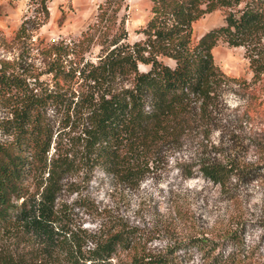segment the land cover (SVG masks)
<instances>
[{"label":"trees","instance_id":"1","mask_svg":"<svg viewBox=\"0 0 264 264\" xmlns=\"http://www.w3.org/2000/svg\"><path fill=\"white\" fill-rule=\"evenodd\" d=\"M122 1L99 3L75 47L48 43L49 86L0 58V101L10 116L0 140V264H166L135 226L85 229L57 203L64 178L88 162L113 161L120 180L137 183L163 153L192 147V162L177 163L183 179L200 176L228 191L231 180L264 175V163L225 151L232 121L252 127L264 109L250 101L230 108L223 99L233 86L264 87V0H148L141 38L132 43L117 15ZM216 9L223 24L193 40L192 23ZM218 41L243 48L250 82L214 63ZM89 42L98 45L94 61L82 55ZM248 144L264 153L260 137ZM235 256L210 262L235 264Z\"/></svg>","mask_w":264,"mask_h":264},{"label":"rangeland","instance_id":"2","mask_svg":"<svg viewBox=\"0 0 264 264\" xmlns=\"http://www.w3.org/2000/svg\"><path fill=\"white\" fill-rule=\"evenodd\" d=\"M102 2L0 0V58L19 72L37 74L43 85H51L50 75L44 72L49 61L44 48L51 42L75 47ZM117 15L124 17L126 41L132 43L141 38L137 30L149 15V1L123 0ZM223 17L224 12L216 9L195 20L192 39L222 25ZM20 27L23 32L18 33ZM81 46L85 47L83 57L94 61L98 45L89 42ZM211 53L226 75L250 82L251 72L241 46L218 41ZM162 61L172 65L169 59ZM145 68L139 64V69ZM223 99L230 108L240 110L250 101L251 105L259 102L258 107L264 109V87L233 86L224 91ZM8 111L0 101V140L5 138L2 121L10 118ZM47 114H52L49 109ZM261 121L253 120L252 127L232 121L234 141L225 151L244 163L263 164L264 153L248 144L257 137L264 140ZM210 139L221 140L218 132ZM193 153L192 147L163 153L137 183L120 180L113 161L88 162L64 178L57 203H64L75 223L85 229L95 230L100 223L135 226L145 237L146 246L166 258V264H212L214 255L233 254H237L235 264H264V175L243 184L231 180L228 191H221L200 176L182 178L177 163L192 162Z\"/></svg>","mask_w":264,"mask_h":264}]
</instances>
